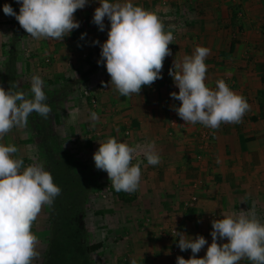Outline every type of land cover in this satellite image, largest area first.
Instances as JSON below:
<instances>
[{"label": "crops", "instance_id": "obj_1", "mask_svg": "<svg viewBox=\"0 0 264 264\" xmlns=\"http://www.w3.org/2000/svg\"><path fill=\"white\" fill-rule=\"evenodd\" d=\"M131 2L156 13L164 25L175 22L177 26L176 41L169 45L172 55L163 62L162 79L151 86H143L139 95H119L110 85L104 64H98L101 48L93 45L92 41L105 42L110 28L106 17L104 31H99L98 26L92 23L99 0H89L83 9L76 11L74 18L80 27L63 40L42 38L37 40L43 42L39 46L29 41L26 45L31 50L37 49L33 56L56 57L52 72L57 76L65 72L66 65L70 72L76 71L74 66L71 70V64L77 55L87 57L77 61L78 71L84 76L79 86H86L85 83L95 75L97 84L103 81L108 85H97L94 92L99 121L90 129L99 134L97 150L99 142L109 138L136 147L141 154L144 145L155 142L160 162L152 166L142 156L140 184L131 193L141 203L138 204L140 211H137L142 218L139 231L146 236L142 244L145 251L137 259L139 264H176L175 253L185 259H189L192 253L190 249L181 251L177 247L179 237H168L171 228L185 233L189 239L202 235L211 244L213 219L249 210H254L256 217L260 218V212L264 211V0ZM5 3L19 11L16 0H0V72L7 64L6 58L11 55L18 57L17 72L19 36L10 33L9 16L3 13ZM82 33H86L84 39H80ZM196 46L210 49V55L205 59L206 85L215 89L216 81L223 79L250 106L241 123L221 124L219 129L213 130L207 148L200 143L198 124L184 123L172 108L173 105L178 107L180 101L170 96L172 92L178 93L179 89L169 76V69L173 67L174 60L179 62L184 56L191 55ZM80 129L88 131L89 127L84 124ZM126 133L130 137L124 138ZM102 174L106 173L102 171ZM192 196L197 198L196 203L185 209L184 202ZM147 221H151L150 226ZM35 232H40L39 226L35 227ZM42 235L47 247L45 230ZM226 242L218 240V243ZM132 243L137 247L139 240ZM100 244L99 250L103 251L104 244ZM131 245L126 243L127 257L134 260L125 259L124 264H132L136 260L135 252L129 248ZM207 246L201 249L197 258L206 254ZM45 251L46 248L43 252L41 250L42 259ZM120 257L117 256L115 264L121 261ZM239 264L251 262L245 258Z\"/></svg>", "mask_w": 264, "mask_h": 264}, {"label": "clouds", "instance_id": "obj_2", "mask_svg": "<svg viewBox=\"0 0 264 264\" xmlns=\"http://www.w3.org/2000/svg\"><path fill=\"white\" fill-rule=\"evenodd\" d=\"M16 2L20 4L18 14L7 3L3 5V13L15 17L30 37L63 40L80 27L75 13L89 0ZM105 17L110 22L106 41L102 44L99 40L92 41L101 48L98 64H104L110 85L119 95H139L143 86H151L162 79L163 62L172 55L169 45L173 44L174 35L172 31H165L164 23L155 13L135 6L131 0L123 3L99 0L92 19L99 31L105 30ZM85 36L86 33H82L80 39ZM209 55V48L196 46L191 55L184 56L179 62L174 60L169 76L179 91L170 96L180 101L178 107L173 105L172 108L184 123H199L216 130L221 124L241 123L250 106L223 79L216 81L215 89L206 85L205 59ZM101 84L108 86L103 81ZM43 85V79L33 75L29 93L13 90L18 87L15 84L8 90L0 87V139L14 127H26L33 112L48 118L51 108L45 103L47 97ZM90 121L95 127L99 121L96 112L90 113ZM17 151L15 145L0 144V264H32L38 258V237L33 234L32 225L42 208L51 206L61 193L43 165L25 167L22 158H14ZM136 151V147L109 138L99 142V148L93 154L96 169L107 173L117 193H133L139 187L141 166L132 163ZM143 155L149 165L160 162L154 141L143 146ZM211 224V244L202 235L189 239L185 233L174 231L173 237H179L177 247L181 251L190 249L192 253L189 259L178 256L176 264H239L245 258L251 264H264V223L256 217L254 210L224 215L213 219ZM218 240L227 242L218 243ZM205 245H208L206 254L197 258Z\"/></svg>", "mask_w": 264, "mask_h": 264}, {"label": "rangeland", "instance_id": "obj_3", "mask_svg": "<svg viewBox=\"0 0 264 264\" xmlns=\"http://www.w3.org/2000/svg\"><path fill=\"white\" fill-rule=\"evenodd\" d=\"M14 11L17 14L19 13V11ZM9 20L11 22V25H9L10 33L19 36V70L16 72V58L18 59V57L12 55L7 57V64L4 65L3 72H0V87L8 90L11 85L15 84L18 87L13 90H22L25 93H29L31 77L39 75L44 81L43 91L47 97L45 103L50 106L51 113L45 119L33 112L28 117L26 127H14L3 139H0V144L5 146L15 145L18 151L14 154V158H22L25 167L32 164H40L43 165L46 171L50 172L51 163L64 158L71 159L70 161H73V163L78 162L74 166H79L82 170H88L91 190L83 225L87 231L88 244H104L103 251L98 250L89 255L90 263L115 264L117 256L120 255L121 261L118 264H124L125 259H131L127 257L128 248L126 247V243L130 242L132 247L129 248L132 252H135V262L139 264L137 257L145 251L142 244H144V238L146 237L144 233L139 231L142 225V218L137 215V211H140L138 204L141 203L136 201L131 193H128L130 194L128 195L131 199L130 202L117 200L113 194V188L107 173L104 172L106 174L103 175L102 170H98L95 167L93 154L97 150L96 141L100 137L98 133L90 129L92 127L90 113L96 112L97 100L95 99L96 104L92 106L90 98L82 97V88L84 86H79V84L83 82L84 76L80 75L77 64V61L86 60L87 57L84 58L77 55V59L71 64V70L77 67L76 73L70 72V68L66 65L65 72L62 71L61 75L57 76V74L52 72L56 57L38 54L33 56V52H36L37 49L31 50L26 45V42H32L34 46H39L43 42L31 41L33 38L21 28L15 17L9 16ZM174 23L165 24V31H172L176 38L177 26ZM20 42H22V45H20ZM28 67L29 70L26 69ZM95 83L96 75L91 80L89 79L85 85H92L95 91L98 88L97 85H101ZM28 98H31V96L29 95ZM84 124L88 125V131L80 129L84 127ZM123 137L127 138L130 136L123 135ZM142 156L144 155L136 151L132 163H140ZM136 159L137 161H135ZM55 199H58V197ZM46 208L47 206L45 205L32 225L31 230L38 237L36 250L38 253L40 252L38 258L34 259L32 264H35V262L36 264H57V259L59 264H85L84 258H81L83 261L76 258L71 260V254L75 255L77 246L74 239L68 247L64 248V259L58 258L52 250L49 252L50 254L47 256L46 261L41 258V250L43 252L46 248V242L45 239L43 240L42 235L47 225L45 223L47 219ZM260 213L261 216L258 219L261 223H264V211ZM148 220L150 219L148 218ZM147 224L150 226L151 221H147ZM38 226L40 232L37 233L35 232V227L38 228ZM133 240H139L137 247H133Z\"/></svg>", "mask_w": 264, "mask_h": 264}, {"label": "trees", "instance_id": "obj_4", "mask_svg": "<svg viewBox=\"0 0 264 264\" xmlns=\"http://www.w3.org/2000/svg\"><path fill=\"white\" fill-rule=\"evenodd\" d=\"M60 159L59 161H53L49 167L54 183L60 187L61 193L51 206L46 205L47 219L45 223L47 225L45 226V233L47 247L44 259L47 260L51 250L56 253L58 258L64 259V248L68 247L74 239L77 246L75 255L71 254V260H74V258L82 260L81 258H84L85 264H91L89 255L99 250L101 244H88L87 231L83 225L91 190L90 173L88 170H82L79 166H74L78 162L73 163V161H70L71 159ZM113 194L117 200L122 202L131 201L128 197L130 194L126 192L117 193L113 189ZM57 264H59L58 259Z\"/></svg>", "mask_w": 264, "mask_h": 264}, {"label": "built area", "instance_id": "obj_5", "mask_svg": "<svg viewBox=\"0 0 264 264\" xmlns=\"http://www.w3.org/2000/svg\"><path fill=\"white\" fill-rule=\"evenodd\" d=\"M263 25H264V20H263ZM174 35V34H173ZM175 35H174V40L173 42L175 41ZM101 84V82L99 83ZM102 85V84H101ZM94 87L92 85H86L82 88V97L86 98H90V103L92 106H94L96 104V101H95V96H94ZM198 124V133H199V138H200V143L202 144L203 147L207 148L208 145H209V142L212 138V135H213V130L212 129H209L207 127H204L203 125ZM126 135H129L128 133H126ZM134 159V158H133ZM197 201V198L195 196H192L188 201L184 202L183 206L185 209H188V208H191L194 206V204L196 203ZM176 229L175 228H171L168 232V237H172V238H175L173 237V233ZM177 231V230H176ZM178 232V231H177ZM174 257L175 259H177L178 257V254L175 253L174 254Z\"/></svg>", "mask_w": 264, "mask_h": 264}]
</instances>
